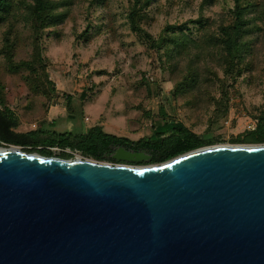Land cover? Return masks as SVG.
I'll return each mask as SVG.
<instances>
[{
    "label": "water",
    "instance_id": "95a60500",
    "mask_svg": "<svg viewBox=\"0 0 264 264\" xmlns=\"http://www.w3.org/2000/svg\"><path fill=\"white\" fill-rule=\"evenodd\" d=\"M0 264H264V143L136 166L0 147Z\"/></svg>",
    "mask_w": 264,
    "mask_h": 264
},
{
    "label": "rangeland",
    "instance_id": "374dc122",
    "mask_svg": "<svg viewBox=\"0 0 264 264\" xmlns=\"http://www.w3.org/2000/svg\"><path fill=\"white\" fill-rule=\"evenodd\" d=\"M201 2L154 0L149 8L153 19L144 27L157 37L168 23L179 24L201 15L219 18L234 5L233 0H217L201 7ZM88 3L89 0H78L71 8V16L59 27L60 32H53L44 39V54L49 59L48 71L57 98L49 100L30 94L25 87L21 88L19 76L2 69L5 70L3 82L14 96L12 107L19 122L9 131L12 137L23 142L27 140V133L39 127L76 134L99 125L108 133L137 140L152 134L155 120L143 115L140 107L150 109L153 116L158 117L160 105L195 133L209 132L218 138L212 145L236 144L232 143V138L253 129L255 115L264 103V49L255 56V68L234 82L230 88L228 114L213 125L215 105L210 97H219V82L206 84L195 92L196 96H174V83L180 77L183 62L172 73L168 69L170 65L149 47L147 39L130 29L126 16L129 0H97L90 10ZM111 20L114 30L109 26ZM88 25H91L88 38L82 37ZM26 52V48L21 49L19 55ZM219 73L223 77L220 69ZM84 90L87 91L85 98L81 95ZM68 95L71 96L69 101ZM57 146L60 149L53 152L54 156L65 151L73 153L74 158H88L77 149ZM0 147L24 149L29 146L1 143ZM144 152L148 158L141 163L109 159L100 162L134 166L156 164L149 163L150 154ZM116 153L113 148L110 156L114 158Z\"/></svg>",
    "mask_w": 264,
    "mask_h": 264
},
{
    "label": "trees",
    "instance_id": "16d2710c",
    "mask_svg": "<svg viewBox=\"0 0 264 264\" xmlns=\"http://www.w3.org/2000/svg\"><path fill=\"white\" fill-rule=\"evenodd\" d=\"M77 1L0 0V144H27L29 147L22 150L45 156H54L47 146L59 145L77 149L85 157L97 161L109 159L114 162L118 160L110 156L113 148L125 146L147 151L150 154L149 163H161L184 152L216 143L219 139L209 132L197 134L175 120L164 105L159 106L158 117L153 116L150 109L140 107L143 115L155 120L152 134L137 140L108 133L99 125L76 134L39 127L27 133V140L23 142L10 135V129L19 122L12 107L14 96L10 95L8 85L3 82L2 72L6 70L19 76L21 88L25 87L30 94L42 95L49 100L57 98L55 84L48 71L49 59L44 54V39L53 32H60L59 27L71 16V8ZM96 1L89 0L87 9L90 10ZM233 1V7L219 18L210 19L201 15L179 24L168 23L157 37L144 27L153 19L149 8L154 0H129L126 14L130 29L147 39L149 47L158 53L162 61L164 58L163 62L170 65L168 69L172 73L183 62L180 77L174 83V96H196L195 92L206 84L219 82V97H210L215 105L211 120L213 125L228 114L230 88L234 82L255 68V56L264 49V0ZM216 2L202 0L201 7ZM109 26L114 30L112 20ZM90 28L91 25H88L82 37L88 38ZM24 48L27 52L20 56L19 51ZM219 69L223 77H220ZM86 94L85 90L81 93L83 98ZM70 99L68 95L67 100ZM255 119L253 129L238 134L232 138V143H264V103ZM57 156L74 158L73 153L65 151Z\"/></svg>",
    "mask_w": 264,
    "mask_h": 264
},
{
    "label": "built area",
    "instance_id": "2783aa9c",
    "mask_svg": "<svg viewBox=\"0 0 264 264\" xmlns=\"http://www.w3.org/2000/svg\"><path fill=\"white\" fill-rule=\"evenodd\" d=\"M47 148L50 149L52 152H55V150L60 149L57 145L56 146H47Z\"/></svg>",
    "mask_w": 264,
    "mask_h": 264
},
{
    "label": "flooded vegetation",
    "instance_id": "af4514ba",
    "mask_svg": "<svg viewBox=\"0 0 264 264\" xmlns=\"http://www.w3.org/2000/svg\"><path fill=\"white\" fill-rule=\"evenodd\" d=\"M118 147H120V146H117V147H114L116 150H117V148ZM127 148V147H126ZM127 149H129V150H131V151H136V150H134V149H132V148H127ZM138 152V151H137Z\"/></svg>",
    "mask_w": 264,
    "mask_h": 264
}]
</instances>
